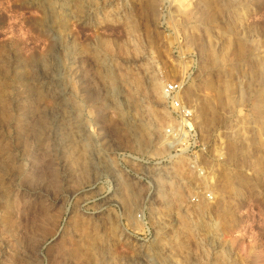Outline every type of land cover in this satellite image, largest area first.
<instances>
[{
	"label": "rangeland",
	"instance_id": "1",
	"mask_svg": "<svg viewBox=\"0 0 264 264\" xmlns=\"http://www.w3.org/2000/svg\"><path fill=\"white\" fill-rule=\"evenodd\" d=\"M169 1L0 0V264H264V0ZM57 65L69 144L20 94ZM181 78L202 151L169 147Z\"/></svg>",
	"mask_w": 264,
	"mask_h": 264
},
{
	"label": "bare ground",
	"instance_id": "2",
	"mask_svg": "<svg viewBox=\"0 0 264 264\" xmlns=\"http://www.w3.org/2000/svg\"><path fill=\"white\" fill-rule=\"evenodd\" d=\"M23 83H24L23 77L20 74H16L14 77V88L11 93L10 99L18 98V95H19L18 91H20L22 87H24L25 85V84L23 85ZM33 83L36 87V88L34 87L35 88L34 90H27L23 88L22 91L20 92V94L22 95L21 97L23 99H27L31 96H34L35 94H38L39 92H43L48 97H50L54 101V104H55L54 105L55 107L52 113L51 126L48 128L46 132L48 139L50 137H53L60 144H64V143L69 144L73 140L80 141L81 139H83L81 136L83 134L81 133V130H84L83 121L81 117L74 115L73 109L67 106L66 104L67 103L66 102L67 101L66 100V94H67L66 86L64 84L63 73L59 65H57V68L54 69L52 72L51 71L44 72L40 75H37L34 78ZM28 115H29V111L26 108H21L19 110V116L21 119H27ZM205 117L204 119H202V121L199 120L201 124H207L208 122H210L209 121L210 117L209 116H208L209 118L208 117L205 118ZM69 132H74L75 135H73L72 137H68L67 135ZM88 143H86L87 147L89 146ZM89 151H92V150H89ZM235 176L236 175L231 174L229 172H226L224 174V177H226V179H229V180H233V179L236 180L237 177ZM135 245H136L135 250L137 254H141L145 252V250L143 249L144 246L142 245V243L135 244Z\"/></svg>",
	"mask_w": 264,
	"mask_h": 264
},
{
	"label": "built area",
	"instance_id": "3",
	"mask_svg": "<svg viewBox=\"0 0 264 264\" xmlns=\"http://www.w3.org/2000/svg\"><path fill=\"white\" fill-rule=\"evenodd\" d=\"M169 3V0H162V10H167ZM185 83L186 79L181 78L169 81L163 86V92L174 119V125L167 126L165 133L171 140L169 147L175 153L176 151L183 153L187 151L194 152V149L199 151L203 149L202 139L194 122L193 111L180 98ZM190 167L202 175L203 169L194 160L190 162ZM144 217L143 211L137 213V218L144 220Z\"/></svg>",
	"mask_w": 264,
	"mask_h": 264
}]
</instances>
